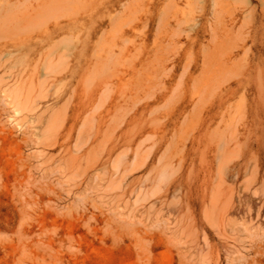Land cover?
<instances>
[{
    "label": "rangeland",
    "instance_id": "obj_1",
    "mask_svg": "<svg viewBox=\"0 0 264 264\" xmlns=\"http://www.w3.org/2000/svg\"><path fill=\"white\" fill-rule=\"evenodd\" d=\"M0 264H264V0H0Z\"/></svg>",
    "mask_w": 264,
    "mask_h": 264
}]
</instances>
